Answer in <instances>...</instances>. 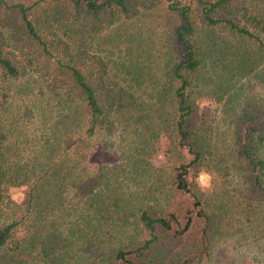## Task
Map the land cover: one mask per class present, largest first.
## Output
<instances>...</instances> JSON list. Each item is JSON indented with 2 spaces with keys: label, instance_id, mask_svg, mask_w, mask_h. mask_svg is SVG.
Here are the masks:
<instances>
[{
  "label": "trees",
  "instance_id": "1",
  "mask_svg": "<svg viewBox=\"0 0 264 264\" xmlns=\"http://www.w3.org/2000/svg\"><path fill=\"white\" fill-rule=\"evenodd\" d=\"M227 47L264 55V0H0V264L264 252V103L199 94Z\"/></svg>",
  "mask_w": 264,
  "mask_h": 264
},
{
  "label": "rangeland",
  "instance_id": "2",
  "mask_svg": "<svg viewBox=\"0 0 264 264\" xmlns=\"http://www.w3.org/2000/svg\"><path fill=\"white\" fill-rule=\"evenodd\" d=\"M242 49L243 47L240 50ZM227 50L225 56V64L229 73V78L226 77L229 81L228 86L226 84L227 88L225 87L227 92H218L216 84L212 83L204 88V93H208V95L203 94L201 90L199 93L202 95L203 105L212 103V106L216 105L220 115L225 116L234 112L236 108L238 109L239 104L251 97L264 103V55L258 52H244L243 56L238 57L234 55L232 48L227 47ZM237 58L241 62L238 63ZM200 86L202 88L203 84L200 83ZM258 155L264 159V145ZM91 158L92 163L103 164L112 162L114 157H107L105 154L97 152ZM246 234L247 238L245 239V235L241 239L238 238V235H234L228 238L225 243L217 245L214 264L226 260H234L238 264H264V252L259 247L262 239L253 230L252 232L246 231ZM251 235L257 237V240H253Z\"/></svg>",
  "mask_w": 264,
  "mask_h": 264
},
{
  "label": "clouds",
  "instance_id": "3",
  "mask_svg": "<svg viewBox=\"0 0 264 264\" xmlns=\"http://www.w3.org/2000/svg\"><path fill=\"white\" fill-rule=\"evenodd\" d=\"M211 180L212 176L206 171H201L198 174V183L202 189L209 188L211 186Z\"/></svg>",
  "mask_w": 264,
  "mask_h": 264
}]
</instances>
